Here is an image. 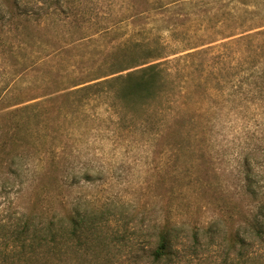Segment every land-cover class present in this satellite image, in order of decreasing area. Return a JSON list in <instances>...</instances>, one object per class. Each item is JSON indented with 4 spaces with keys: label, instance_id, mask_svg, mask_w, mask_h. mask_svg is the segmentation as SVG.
<instances>
[{
    "label": "rangeland",
    "instance_id": "1",
    "mask_svg": "<svg viewBox=\"0 0 264 264\" xmlns=\"http://www.w3.org/2000/svg\"><path fill=\"white\" fill-rule=\"evenodd\" d=\"M17 2L31 10L0 18V264H30L11 233L21 215L78 197L136 213L140 245L112 264H150L164 223L174 264L220 261L245 228L244 264L264 262V226L249 225L264 224V0ZM151 61L163 71L149 98L81 89ZM86 171L98 180L69 185Z\"/></svg>",
    "mask_w": 264,
    "mask_h": 264
},
{
    "label": "trees",
    "instance_id": "2",
    "mask_svg": "<svg viewBox=\"0 0 264 264\" xmlns=\"http://www.w3.org/2000/svg\"><path fill=\"white\" fill-rule=\"evenodd\" d=\"M14 10L24 13L31 9L25 3L17 2V0L12 2L0 0V18L9 15ZM186 55L190 57V52ZM160 66L159 62L151 61L138 64L131 63L125 68L116 67L112 74L117 73V75L96 81L93 85H87L81 89L118 83L120 84L117 90L118 95L116 94L114 98L119 97L125 101L146 99L155 92L160 84L159 78H162L161 72L163 71ZM123 71L126 72L122 73ZM111 106L117 114L124 112L126 117L135 121L130 113L127 115L128 111L120 110L113 102ZM14 162L12 161L10 164ZM10 168L11 173L18 176L19 180L23 173L20 171V166L15 164ZM74 178L75 181L70 182L69 185L80 180L86 183L98 180L97 177L93 178L91 173L87 171L78 177L74 175ZM6 186H8L7 182H4L2 189L5 190ZM64 204H61L63 206L61 212L54 211L48 217H42L41 214L33 212L23 214L17 219L18 221L11 233L15 236L16 241H22L21 246L23 248L25 247L24 244L30 248L28 256L22 259L24 262L30 264H70V262L76 264H112L115 259V252L121 247L129 248L128 252L132 253L136 246L140 245L131 240L130 234L132 233L126 227L136 216V213H127L122 205L120 206L116 201H110L100 208L90 209L84 207L80 197L71 202L72 205L69 209L64 208L67 207ZM112 219L115 221L123 220V223L120 225L121 231H114L109 234L104 229L109 227ZM249 225H253L255 229L253 233L256 235H260L264 226L263 223L255 220L253 223L251 220ZM173 230L174 227L168 226L167 223L158 228L155 233V245L148 252L150 264H159L164 260L168 261L166 264H174L171 259L174 243ZM243 231V235L237 234L233 241L229 238L226 240L228 250L220 261L212 264H244L247 262L249 256L246 251L248 245L247 229L245 228ZM253 264H264V262Z\"/></svg>",
    "mask_w": 264,
    "mask_h": 264
}]
</instances>
